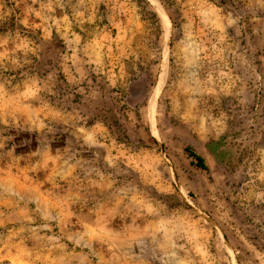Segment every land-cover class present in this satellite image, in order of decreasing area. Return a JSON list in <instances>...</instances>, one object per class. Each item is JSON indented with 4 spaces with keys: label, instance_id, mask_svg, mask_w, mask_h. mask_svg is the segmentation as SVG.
Returning a JSON list of instances; mask_svg holds the SVG:
<instances>
[{
    "label": "rangeland",
    "instance_id": "1",
    "mask_svg": "<svg viewBox=\"0 0 264 264\" xmlns=\"http://www.w3.org/2000/svg\"><path fill=\"white\" fill-rule=\"evenodd\" d=\"M0 264H264V0H0Z\"/></svg>",
    "mask_w": 264,
    "mask_h": 264
},
{
    "label": "trees",
    "instance_id": "2",
    "mask_svg": "<svg viewBox=\"0 0 264 264\" xmlns=\"http://www.w3.org/2000/svg\"><path fill=\"white\" fill-rule=\"evenodd\" d=\"M185 152L189 158L192 159L191 165L195 166L197 168H200L202 170H208V166L205 162V159L202 155L197 153L195 150H193L191 147L187 146L185 148Z\"/></svg>",
    "mask_w": 264,
    "mask_h": 264
}]
</instances>
